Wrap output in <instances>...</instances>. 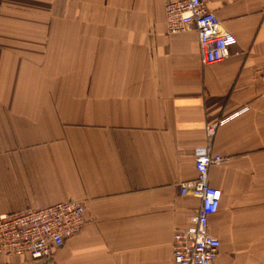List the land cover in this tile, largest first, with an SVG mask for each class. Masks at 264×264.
Wrapping results in <instances>:
<instances>
[{
  "label": "crops",
  "instance_id": "crops-1",
  "mask_svg": "<svg viewBox=\"0 0 264 264\" xmlns=\"http://www.w3.org/2000/svg\"><path fill=\"white\" fill-rule=\"evenodd\" d=\"M208 9L237 43L202 66L194 30L167 34L163 0H0V214L87 210L48 260L0 264H175L199 202L179 186L220 118L215 264H264V0Z\"/></svg>",
  "mask_w": 264,
  "mask_h": 264
},
{
  "label": "built area",
  "instance_id": "built-area-1",
  "mask_svg": "<svg viewBox=\"0 0 264 264\" xmlns=\"http://www.w3.org/2000/svg\"><path fill=\"white\" fill-rule=\"evenodd\" d=\"M214 0H163L167 34L194 30L199 43L200 64L210 65L229 57L235 36L225 31L208 9ZM258 76L264 77V65ZM264 98V91L262 92ZM224 119L205 123L206 145L194 160V179L181 182L179 192L198 199L191 225L173 232L172 259L175 264H215L220 248L218 237L209 229V217L219 209L222 192L209 183L208 170L226 158L212 151L213 136ZM85 204L67 200L33 209L0 215V257L21 254L32 260H48L54 249L75 235L86 220Z\"/></svg>",
  "mask_w": 264,
  "mask_h": 264
},
{
  "label": "bare ground",
  "instance_id": "bare-ground-1",
  "mask_svg": "<svg viewBox=\"0 0 264 264\" xmlns=\"http://www.w3.org/2000/svg\"><path fill=\"white\" fill-rule=\"evenodd\" d=\"M190 195V194H189ZM192 196V195H191ZM1 215V214H0ZM3 258V257H2Z\"/></svg>",
  "mask_w": 264,
  "mask_h": 264
}]
</instances>
